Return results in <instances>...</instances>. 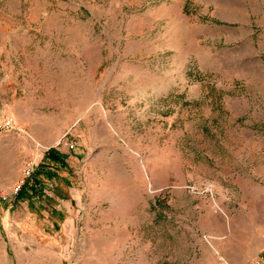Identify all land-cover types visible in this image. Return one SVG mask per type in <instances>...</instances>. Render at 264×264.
<instances>
[{"label": "rangeland", "instance_id": "374dc122", "mask_svg": "<svg viewBox=\"0 0 264 264\" xmlns=\"http://www.w3.org/2000/svg\"><path fill=\"white\" fill-rule=\"evenodd\" d=\"M9 118L0 264L242 260L224 167L264 153V0H0ZM52 147L65 173L15 201Z\"/></svg>", "mask_w": 264, "mask_h": 264}, {"label": "crops", "instance_id": "0c3cea01", "mask_svg": "<svg viewBox=\"0 0 264 264\" xmlns=\"http://www.w3.org/2000/svg\"><path fill=\"white\" fill-rule=\"evenodd\" d=\"M250 144L247 153L233 157V162L241 165L224 167L233 170L232 184L227 189L232 199L227 205L231 217L228 241L240 254L226 252L231 258H243L235 259L236 264H253L264 253V153L259 152L261 146ZM210 232L218 233V226Z\"/></svg>", "mask_w": 264, "mask_h": 264}, {"label": "trees", "instance_id": "16d2710c", "mask_svg": "<svg viewBox=\"0 0 264 264\" xmlns=\"http://www.w3.org/2000/svg\"><path fill=\"white\" fill-rule=\"evenodd\" d=\"M67 156L55 147H52L44 154L43 161L38 165L34 172L28 177L19 191L16 193L15 201L29 200L30 206L34 207L32 201L34 196L41 197L43 194V183L45 178L58 177L65 173L67 168Z\"/></svg>", "mask_w": 264, "mask_h": 264}, {"label": "built area", "instance_id": "2783aa9c", "mask_svg": "<svg viewBox=\"0 0 264 264\" xmlns=\"http://www.w3.org/2000/svg\"><path fill=\"white\" fill-rule=\"evenodd\" d=\"M14 120L9 118L5 121H3L2 123H0V128L3 129H12L14 128ZM69 148H74L75 145L73 143L68 144ZM34 169V166L32 165V163H30L26 169H25V178L22 179L20 182L17 183V185L15 186V193H17L19 191V189L22 187V185L24 184L26 178L28 176L31 175L32 171ZM215 264H234L232 263L226 256H224L221 253H218L217 255V261ZM253 264H264V253L261 254L259 257H257L256 259H254Z\"/></svg>", "mask_w": 264, "mask_h": 264}]
</instances>
